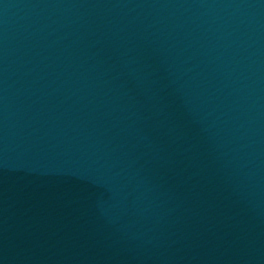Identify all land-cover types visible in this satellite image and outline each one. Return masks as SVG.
Instances as JSON below:
<instances>
[{
    "label": "water",
    "instance_id": "obj_1",
    "mask_svg": "<svg viewBox=\"0 0 264 264\" xmlns=\"http://www.w3.org/2000/svg\"><path fill=\"white\" fill-rule=\"evenodd\" d=\"M0 264H264V0H0Z\"/></svg>",
    "mask_w": 264,
    "mask_h": 264
}]
</instances>
